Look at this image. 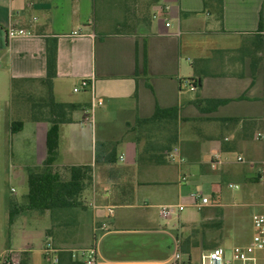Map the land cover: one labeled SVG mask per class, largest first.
<instances>
[{"label": "crops", "instance_id": "obj_1", "mask_svg": "<svg viewBox=\"0 0 264 264\" xmlns=\"http://www.w3.org/2000/svg\"><path fill=\"white\" fill-rule=\"evenodd\" d=\"M143 1L0 0V106L12 104L16 89L23 94L30 85L45 87L47 38L58 37L55 99L79 109L72 123L60 127L54 171L62 176L74 166L94 168V200L85 217L73 215L65 227L85 237L81 248L100 240L105 262L168 264L180 251L184 262L191 257L198 263L195 255L207 253V233L217 247L225 248L227 241L236 247V237L223 235L228 218L221 202L223 175L263 179L264 142L257 135L264 131V62H259L264 56V32L259 33L264 0H224L223 22L213 8L205 10L204 0H152L144 6ZM11 29L33 36L10 39ZM85 80L92 87L75 92ZM199 80L202 86L192 91L190 81ZM198 99L229 102L207 113L197 106ZM158 105L181 109L176 148L182 163L143 154L145 143L136 141L137 120L152 117ZM39 109L41 115L28 119V136L41 150V166L50 124L45 109ZM17 114L14 110L7 119L11 135L27 131L23 122L13 133ZM114 150L115 162L97 159V153L103 159ZM233 154L247 163L240 172L225 171ZM206 177L212 180V194H204L211 201L208 207L222 208L213 216L203 213L208 207L197 209L192 197L201 192ZM227 184L230 188L234 182ZM171 188L177 191L175 199L169 198ZM168 205L185 209L163 218L161 208ZM190 208L197 212L182 214ZM102 224L107 231L99 229ZM61 225H52L56 234ZM9 243L7 250L23 264H47L30 247L17 254ZM183 246L191 248L190 255Z\"/></svg>", "mask_w": 264, "mask_h": 264}, {"label": "rangeland", "instance_id": "obj_2", "mask_svg": "<svg viewBox=\"0 0 264 264\" xmlns=\"http://www.w3.org/2000/svg\"><path fill=\"white\" fill-rule=\"evenodd\" d=\"M150 2L152 0H144L142 3L144 6ZM30 86L32 89L28 90L29 93L22 94L20 90L16 89L10 106L6 104L0 106V254L7 251L8 243L10 242L9 244L17 254L22 249L30 247V250L34 251V255L40 263L50 264V261L44 256V250L48 245L66 250L80 249L86 246L87 241L82 234L75 232V230L67 229L65 226L71 218L73 219V215H77V218L81 216L85 217L88 207L82 208L79 211L75 210L73 214L69 213L63 216L59 221L60 225L63 224L61 225L62 229L57 231V234L52 229V225L55 222L52 212L38 210L23 211L17 217L15 224L12 226L11 235H9L10 203L11 201L18 202L22 206L27 204V195L29 193L28 169L38 166L41 159L39 146L29 140L28 130L30 129L31 122L28 119H31V115L34 117L41 115L39 108H44L48 89L46 86L42 90L34 88L33 85ZM43 97L44 99H42ZM14 110H17L18 113L15 121L24 122L28 126L26 132L18 135H11L7 125V119L8 117H13ZM263 145L261 157H263L264 152ZM237 157V154L231 155L230 163L225 169L226 172L227 170H231L232 172L247 167V163L238 162ZM67 172L62 171L63 180L70 179V173ZM217 176H220V174ZM223 177L221 202L224 205V212L228 217L222 227L223 235L225 238L229 237V235L232 238H237L234 241V247H244L251 244L256 233L253 226V216L264 211V179L258 181L249 180L245 179V177H235L231 173L224 174ZM211 181L210 177L204 178L199 188L203 194H212L210 190ZM228 182H234L235 185L239 186V189H230L227 184ZM168 192H170V199L176 198V189L171 188ZM84 198L86 205L92 203L94 197L90 189L85 192ZM221 209L208 207L203 210V213L213 216V214H216ZM189 211L197 212V209H186L182 214L187 215ZM116 212L118 214L121 210H116ZM56 222L58 223V221ZM208 222L212 223L213 221ZM64 227L66 230H64ZM48 232H51V242L49 241ZM203 245V249L207 253L218 246L216 240L213 239L212 233H207ZM230 247L231 243L227 241L224 249L227 250L228 257L231 254L232 248ZM19 256L23 258V256ZM258 256L263 257L264 253H259ZM200 258L201 256L195 255L196 261H199ZM16 260L20 264H23V261L19 257H16Z\"/></svg>", "mask_w": 264, "mask_h": 264}, {"label": "trees", "instance_id": "obj_3", "mask_svg": "<svg viewBox=\"0 0 264 264\" xmlns=\"http://www.w3.org/2000/svg\"><path fill=\"white\" fill-rule=\"evenodd\" d=\"M205 10L213 8L217 16L223 22L224 0H204ZM264 32V8L261 12L259 33ZM263 38V36L261 35ZM264 53V40L262 41ZM259 62H264V56ZM58 64V37L49 36L47 38V77L43 84L48 89L47 100L44 102V109L50 129L47 136V158L41 166L28 169L27 204L22 206L16 202L10 203L9 235L17 217L23 211L38 210L42 212H52L53 220L60 221L63 216L73 214L80 209L87 207L84 194L93 184L92 165L74 166L70 168V179L63 180L62 176L54 171L57 151L60 145V127L74 121L73 114L79 109L77 104L59 103L54 95V80L57 77ZM145 57V69H146ZM256 77V65L254 68ZM198 88L202 86V81H190ZM229 100H202L196 101L202 112H215L219 107L227 104ZM179 107L162 108L156 107L154 115L150 118H139L134 127L135 137L138 144L144 142L143 154H150L163 161H167L168 154L180 143V115ZM17 125V126H16ZM23 122L12 124L13 133H17L23 127ZM97 159L104 163L116 161L115 150L108 156L101 158L97 153ZM170 161V160H168ZM57 223V222H56ZM191 248L183 246V253L190 255ZM190 259H192L190 257ZM60 264H85L81 259H75L73 253L64 251L60 253Z\"/></svg>", "mask_w": 264, "mask_h": 264}, {"label": "built area", "instance_id": "obj_4", "mask_svg": "<svg viewBox=\"0 0 264 264\" xmlns=\"http://www.w3.org/2000/svg\"><path fill=\"white\" fill-rule=\"evenodd\" d=\"M170 26V24H167ZM10 39L30 37L33 33L24 29H11L8 33ZM190 89L196 91L197 87L190 83ZM91 82L85 80L82 82L80 88H76L75 92H79L82 89L91 88ZM258 139L264 142V132H260L257 135ZM168 158L170 162L184 161L183 156L178 148H174L169 154ZM239 161H243V158L239 157ZM262 178L264 179V162L261 168ZM186 180V176L183 177ZM231 189H239L238 185L231 184ZM192 197L195 199V206L199 210L211 205L210 199L205 196L202 192L193 193ZM185 207L183 205H168L161 208V216L163 218H169L173 214L184 211ZM111 215L114 214V208L108 209ZM253 226L256 231L251 244L244 247H235L231 250L230 257L227 256V251L223 247H217L212 251L205 253L201 256L198 263H194L192 259H188L186 262L183 260V254L180 251H176L168 264H264V256L259 257V253H264V211L260 214L253 216ZM102 231H107V224H102L99 228ZM98 231V229H97ZM64 251H70L73 253L75 258H80L85 264H136L131 262L123 263H109L101 259L100 256V240L95 238V241L91 246L87 248L66 250L57 249L52 245H48L44 250L45 258L50 261V264H60V253ZM0 264H20L17 262L15 257V252L7 250L0 254ZM145 264H161L158 262L145 263Z\"/></svg>", "mask_w": 264, "mask_h": 264}]
</instances>
